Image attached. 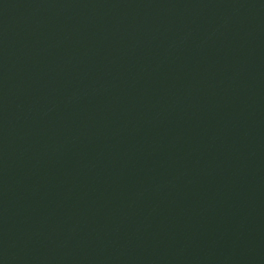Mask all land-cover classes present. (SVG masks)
Listing matches in <instances>:
<instances>
[{"label":"water","instance_id":"95a60500","mask_svg":"<svg viewBox=\"0 0 264 264\" xmlns=\"http://www.w3.org/2000/svg\"><path fill=\"white\" fill-rule=\"evenodd\" d=\"M0 264H264V0H0Z\"/></svg>","mask_w":264,"mask_h":264}]
</instances>
